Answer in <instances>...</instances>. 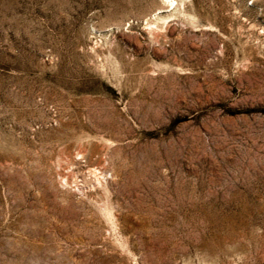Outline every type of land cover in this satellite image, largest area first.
<instances>
[{"label": "rangeland", "instance_id": "374dc122", "mask_svg": "<svg viewBox=\"0 0 264 264\" xmlns=\"http://www.w3.org/2000/svg\"><path fill=\"white\" fill-rule=\"evenodd\" d=\"M0 264H264V0H0Z\"/></svg>", "mask_w": 264, "mask_h": 264}]
</instances>
